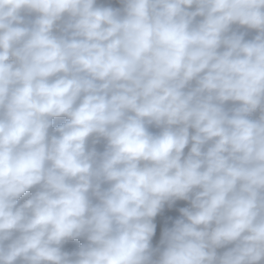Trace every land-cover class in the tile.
<instances>
[{
	"label": "clouds",
	"instance_id": "obj_1",
	"mask_svg": "<svg viewBox=\"0 0 264 264\" xmlns=\"http://www.w3.org/2000/svg\"><path fill=\"white\" fill-rule=\"evenodd\" d=\"M0 264H264V0H0Z\"/></svg>",
	"mask_w": 264,
	"mask_h": 264
}]
</instances>
